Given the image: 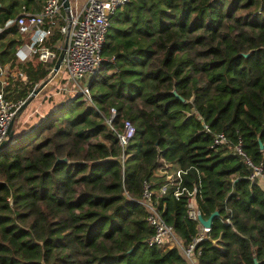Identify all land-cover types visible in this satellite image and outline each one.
I'll use <instances>...</instances> for the list:
<instances>
[{
    "label": "trees",
    "instance_id": "obj_1",
    "mask_svg": "<svg viewBox=\"0 0 264 264\" xmlns=\"http://www.w3.org/2000/svg\"><path fill=\"white\" fill-rule=\"evenodd\" d=\"M44 1L0 0V65L22 73L0 84L13 101L50 70L18 62L15 48L14 19ZM60 38L54 28L50 42ZM102 55L91 102L68 97L0 148V264H188L177 246L147 244L154 229L139 200L149 184L189 243L198 222L186 192L160 191L177 169L201 215L218 211L196 244L199 264H264V185L232 149L241 138L264 164V0H128ZM126 120L134 132L123 148ZM217 131L226 143L212 145Z\"/></svg>",
    "mask_w": 264,
    "mask_h": 264
},
{
    "label": "built area",
    "instance_id": "obj_2",
    "mask_svg": "<svg viewBox=\"0 0 264 264\" xmlns=\"http://www.w3.org/2000/svg\"><path fill=\"white\" fill-rule=\"evenodd\" d=\"M127 1L84 0L79 10L72 8L70 0L67 8H64L62 0H45L38 11L27 10L23 7V10L14 19L18 34L22 38V42L15 47L18 59L23 63H48L50 70L53 71L54 63L62 51L63 57L60 66L64 68L68 78L74 82L76 94H83L91 102L92 97L87 80L99 70L103 60V44L111 27L113 16ZM54 28L60 32L61 38L51 43L50 39L54 34ZM16 75H22L21 71L10 70L6 65L0 66L1 86L8 85L11 78ZM82 79H86L84 85L79 84ZM24 100L25 98L17 101L10 100L4 96L3 90H0V143L8 137L9 124L22 111L21 105ZM114 115L115 109L112 107L110 115L105 118L109 125H112ZM203 128L207 132L211 131L207 123L203 124ZM133 132L134 126L126 120L122 131L117 132L123 148L127 145ZM227 141V136L223 131L213 133L212 145ZM232 149L245 162L249 170L247 177L251 181L264 185L263 162L254 161L246 153L241 138H238L232 145ZM184 172L185 170L177 169L175 173L168 175L169 181L160 187V191L165 192L167 185L174 184L175 196L186 192L187 214L198 222V231L189 243H180L173 227L164 221L156 208L154 191L149 188V184L145 183L139 200L146 208L147 220L154 229L147 238V244L161 248L177 246L189 263L195 254L198 256V252L195 250L196 244L202 238L209 236L210 226H204L198 221L201 211L196 201L197 189L195 185L192 189H188L182 184ZM224 221L230 222V219L225 218ZM213 241L216 242L215 239Z\"/></svg>",
    "mask_w": 264,
    "mask_h": 264
},
{
    "label": "rangeland",
    "instance_id": "obj_3",
    "mask_svg": "<svg viewBox=\"0 0 264 264\" xmlns=\"http://www.w3.org/2000/svg\"><path fill=\"white\" fill-rule=\"evenodd\" d=\"M72 4V8H77L78 10L81 8V5L83 4L84 0H70ZM53 71H49L47 74V84L44 86L47 88V93L45 98H48V100L52 102H58L62 99H65L67 96H73L76 94V86L74 82H72L67 74L64 72V70L61 69V73H57L56 76L53 75ZM17 77V76H16ZM15 77V78H16ZM92 76L87 80L90 81ZM16 79H14L15 81ZM40 82L36 83L35 86H37ZM86 83V79H82L79 81V84L84 85ZM34 86V87H35ZM43 87V88H44ZM42 90V89H41ZM34 99V98H33ZM32 104V99L29 101ZM27 103V105L22 109V111L14 118L13 124H12V138H15L18 136L23 130H25L28 125L31 123L32 115H30V107L31 104ZM29 104V105H28ZM29 109L28 113L27 110ZM173 173H169L168 175H172Z\"/></svg>",
    "mask_w": 264,
    "mask_h": 264
},
{
    "label": "crops",
    "instance_id": "obj_4",
    "mask_svg": "<svg viewBox=\"0 0 264 264\" xmlns=\"http://www.w3.org/2000/svg\"><path fill=\"white\" fill-rule=\"evenodd\" d=\"M29 6H31V5H29ZM41 6H42V4H41ZM40 6V7H41ZM40 9V8H39ZM39 9H36V8H34V10L33 9H30V10H32V11H38ZM17 61L18 62H21L19 59H18V57H17ZM32 63V62H31ZM33 63H36V62H33ZM1 66V65H0ZM61 69L62 70H64V68L62 67V66H60L56 71H53L52 73H53V75L54 76H56V74L58 73H61ZM49 71H51V70H49ZM64 72H65V70H64ZM66 73V72H65ZM47 84V82L44 84V86ZM43 86V87H44ZM41 88L39 91H38V93L35 95V96H33L31 99H32V104H31V102L29 103V104H31V106L30 107H32V108H30L31 110L29 111V109L27 110V112L26 113H28V111L30 112V115H32L31 117H33L32 118V121H31V123L28 125V127L27 128H29V127H31V126H34L36 123H38L43 117H45L51 110H53L55 107H57V106H59V105H61L68 97H70V95L69 96H67L65 99H62V100H60V101H58V102H52V101H50V100H48V98H45V96H47L46 95V93H47V88ZM72 96V95H71ZM34 98V99H33ZM28 104V105H29ZM26 128V129H27ZM12 130V129H11ZM179 241H180V243H183L182 242V240L179 238ZM189 263L190 264H199V260H198V256L195 254L194 256H193V258H191V260L189 261ZM188 263V264H189Z\"/></svg>",
    "mask_w": 264,
    "mask_h": 264
},
{
    "label": "water",
    "instance_id": "obj_5",
    "mask_svg": "<svg viewBox=\"0 0 264 264\" xmlns=\"http://www.w3.org/2000/svg\"><path fill=\"white\" fill-rule=\"evenodd\" d=\"M63 2V6L64 8H67L68 4H69V0H62ZM62 57H63V52L61 51L57 60L55 61L54 63V66H53V71H56L59 67H60V64H61V60H62ZM47 82V79L40 82L37 86H35L32 91L30 92V94L25 98L24 102L22 103L21 105V109L24 108L27 103L31 100V98L33 96H35L38 91L44 86V84ZM12 124L13 122H11L9 124V128H8V137L5 138L1 143H0V148L3 147L4 145H6L7 143H9V140L10 138L12 137L13 133H12ZM258 141L260 143V147L262 148L263 147V143L261 142L260 138H258ZM62 159H65L62 158ZM218 211L217 210H214L208 217H204L203 215L199 214L198 215V221L204 225V226H211V223H212V220L213 218L217 215ZM253 264H258V260L256 257H254V263Z\"/></svg>",
    "mask_w": 264,
    "mask_h": 264
}]
</instances>
